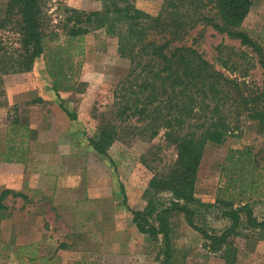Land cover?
Listing matches in <instances>:
<instances>
[{
	"label": "rangeland",
	"instance_id": "rangeland-1",
	"mask_svg": "<svg viewBox=\"0 0 264 264\" xmlns=\"http://www.w3.org/2000/svg\"><path fill=\"white\" fill-rule=\"evenodd\" d=\"M5 1L0 0V7ZM250 1L242 25L253 30L264 46V0ZM96 2L45 0L46 48L66 37L62 22L66 6L91 10ZM162 2L135 0L152 14L159 12ZM0 39L8 51L18 46L12 30L0 29ZM184 41L229 77L261 84L263 69L255 52L237 38L197 24ZM116 42L103 28L86 33L83 54L72 58L70 86L62 88L59 96L43 53L34 58L30 70L0 76V193L6 188L22 193L7 192L0 199V264H158L162 259L163 236L139 230L133 217L138 211L141 223L157 225L156 209L172 201L169 190L150 186L151 177L166 175L176 158L164 129L149 138L138 128L126 132L128 128L118 127L105 154L88 141L99 134V124L108 118L112 88L128 72V59L118 54ZM13 56H18L17 51ZM7 64L13 67L12 60ZM60 102L75 112L74 119ZM240 118L235 124L231 121L239 127L221 144H205L195 175L194 200L189 204L195 211L194 224L209 233L218 234L230 225L223 213L226 206L216 198L228 149L247 146L257 153L256 172L264 180V126L245 115ZM14 123L28 129L15 131ZM11 135L13 140L8 141ZM10 144L17 149L13 156L22 160H2ZM245 202L257 219L264 217V194L232 206ZM240 216L231 236L236 246L233 264H263L264 228L249 226L243 211ZM168 222L173 247L169 264H225L224 246L214 247L212 240L188 225L183 211L172 212Z\"/></svg>",
	"mask_w": 264,
	"mask_h": 264
},
{
	"label": "trees",
	"instance_id": "trees-1",
	"mask_svg": "<svg viewBox=\"0 0 264 264\" xmlns=\"http://www.w3.org/2000/svg\"><path fill=\"white\" fill-rule=\"evenodd\" d=\"M44 4L45 0H6L0 7V29L16 32L18 42L8 51L0 39V76L11 70H30L34 58L43 53L52 87L59 96L62 88L70 86L72 58L84 52L83 36L93 28H103L116 37V50L128 59V72L113 86L108 118L99 124L95 138L88 137L89 144L99 154H105L118 127L128 128L126 132L138 128L139 134L149 138L164 129V138L173 145L176 158L166 175L151 177L150 186L169 190L172 201L156 209L157 225L141 223L138 211L133 220L139 230L163 236L165 246L158 264L170 263L173 247L168 215L177 210L183 211L186 223L212 240L213 246H224L221 256L225 264H233L236 246L231 236L240 224V212L245 213L249 226L264 228V217L257 219L246 202L232 206L234 202L264 194V180L256 172L257 153L247 146L228 149L220 168L221 185L216 198L226 206L223 213L230 225L220 233H209L194 224L195 211L189 202L194 200L195 175L205 144H221L239 127L231 121L239 122L242 115L264 126V46L253 30L242 25L251 1L163 0L157 14L139 7L135 0H102L100 8L91 10L66 6L62 18L66 37L50 48L45 46L48 32ZM197 24L210 25L249 46L263 69L261 84L229 77L195 46L186 43L185 36ZM16 51L18 56L14 57ZM11 60L13 67H8ZM61 106L71 119L76 117L60 102ZM100 115L103 118L104 113ZM14 127L15 131L18 127L28 129L23 124ZM11 139L13 136L8 141ZM16 150L13 144L8 145L2 160H22L21 156H13ZM7 192L22 195L6 188L0 199Z\"/></svg>",
	"mask_w": 264,
	"mask_h": 264
},
{
	"label": "crops",
	"instance_id": "crops-1",
	"mask_svg": "<svg viewBox=\"0 0 264 264\" xmlns=\"http://www.w3.org/2000/svg\"><path fill=\"white\" fill-rule=\"evenodd\" d=\"M101 4H102V2H101L100 0H97L95 6H93L92 8H93V9L100 8V7H101Z\"/></svg>",
	"mask_w": 264,
	"mask_h": 264
}]
</instances>
